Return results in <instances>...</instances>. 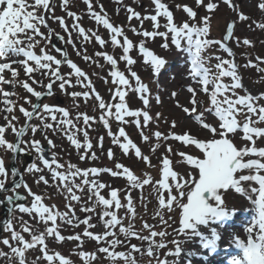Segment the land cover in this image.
I'll return each mask as SVG.
<instances>
[{
    "label": "snow or ice",
    "instance_id": "obj_1",
    "mask_svg": "<svg viewBox=\"0 0 264 264\" xmlns=\"http://www.w3.org/2000/svg\"><path fill=\"white\" fill-rule=\"evenodd\" d=\"M116 2L119 4L122 3V0H116ZM83 3L87 6L89 17L108 31L111 45L122 48V55L119 60L126 62L127 66H129L127 69L128 75L126 76L124 71L119 70L118 61L113 55L100 51L95 53V56L103 57L107 64L111 66L109 75L112 78L111 82L115 89L110 91L114 102H105L99 93L95 92L87 73L82 71L71 59H68L67 54L63 50L56 49L64 57L63 60L49 54L45 48H40L39 54L35 52L34 49L39 44L36 37L50 39L51 36V30L48 37H45L40 31L41 26L47 27V14L53 10L51 0H34L32 3H29V0H0V60L13 56L23 57L22 60H13L11 63H0V73H3L5 69H9L12 71L13 76V80L8 81L0 75V83H11L13 86L20 83L28 93L40 99L42 95L52 94V87L55 81L60 82L59 86L61 89H64L66 85L71 87L70 77L74 74L77 77L79 86L89 88L91 92H74L71 93L72 97L83 96L85 101H87L88 98L94 96L97 102L94 105V109L98 107L101 110L99 122L107 130V135L111 138L112 144L118 145L124 155H128L132 151L137 159L142 160L145 164H150L149 156L142 153L141 149L130 139L122 126L132 123L140 130V135L144 142H148L151 139L143 132V127H147L153 119L149 112L146 110H131L126 102L128 93L134 91L140 94L139 98L143 101L145 108L149 106V89L130 67L136 62L129 55L130 50L133 48V42L124 35L122 26H115L110 22L103 5H99L100 11L97 12L93 0H83ZM202 3L203 0H196L197 6ZM223 3L233 10L236 9L233 0H223ZM152 4L155 6V14L143 18L131 7L127 8L129 21L135 18L152 22V31H138L136 28H132L131 31L145 38L163 37L165 43L162 47L164 48H168L167 41L170 36L171 44L176 49L186 53L187 62L191 65L189 69L190 78L200 85L199 91L208 96L209 103L207 107H202L201 101L198 99L197 89L188 87L187 91L190 93V104L192 107L191 109L182 107V110L194 118L203 129L207 130L211 138L207 140L198 139L189 132H184L183 134L170 132L168 135H164L159 131L154 132L153 136L157 143L151 145L152 152L162 146L161 142L166 143L169 139H173L182 142L185 146L194 145L201 153L199 157L183 152L176 153L182 157V162L191 168V171L183 176L173 170V162L167 154H164L160 162L162 167L159 168L161 178L155 183H153V178L149 174L145 173L143 176L134 175L128 167L120 163L115 164V170L108 167L80 169L76 165L68 164L66 170L59 171L58 169H62L64 166L58 163L55 156L49 161L41 154L39 159L51 173L52 186L57 189L59 194L64 196L66 211L58 210L56 205H45L43 203L44 198L41 195L32 193L27 184H16V188L23 186L28 189L29 195L33 197L31 207L17 205L19 211L29 215L35 214L34 219L37 220V223H43L45 228L43 231H39L28 222L21 221V230L30 236L29 240L20 232L14 230L11 221H7L4 231L10 232V238H4L0 240V243L7 246L10 252L0 250V257L7 258L9 264L12 261H16V264H29L26 252L35 249L37 246H39V252L43 256L36 257L31 264H37L41 258L47 261L48 264H55L57 261L58 264H73L70 259H66L58 252L49 254L46 244V238L49 237H54L56 242L65 240L77 241L79 242L77 247H82L83 238L85 237L95 241L98 245L96 251L87 252L81 250L75 253L83 261V264H93L94 261L98 260L97 252L106 254V259L110 264H120V262L122 264H137L133 253L146 254L148 257L156 258V264H169L167 259L161 260L156 254V250L167 246L163 242V238L168 233L155 231L153 226L147 224V222L143 223L142 228L148 231V235H141L137 232L134 227L136 211L130 191L128 195L124 196L126 203L121 202L118 195L119 190L114 188L109 191V198H105L102 190L110 188V186L95 179L101 173H108L112 177H125L130 189L143 190L144 186L152 185V191L156 193L158 202L156 216L160 218L161 222H165L164 211L171 213L174 207L179 209V228L175 230L177 234L187 235L189 238L198 237L202 247L210 251L216 250L220 236L215 228L211 229L210 235H204L199 230L200 226H207L210 222L216 224L229 221L235 216L237 210L226 206L224 197L227 191L234 190L236 193L244 195L252 205L250 209H245V211L251 213L244 227L246 239L234 236L233 243L237 254L230 259L229 264H264V146H257V141L264 138V126H259L264 124V104L260 103L261 100H264V92L253 95L245 90L244 94H240L238 90L243 89V85L234 61L221 56H206L204 54L210 47L218 45L229 57L232 56V51L226 42L233 37L234 22L227 24L226 34L222 40H213L208 38L210 31L209 16L201 18L199 23L192 22L196 20L197 13L191 7L184 5L182 6L183 11L189 17V21L178 25L174 22L172 11L169 10L168 5L163 3L162 0H152ZM60 6L74 20L72 29L84 41H91L94 37L101 48L105 46L106 41L100 35L96 34V32H91V35H89L91 30H86L76 22L80 20V17L75 11L69 10L70 0H61ZM177 7L181 6L178 5ZM217 7V3L212 2V0H209L206 4V9L209 12L214 11ZM258 7L264 10V3H260ZM39 9L44 10L43 14L39 12ZM160 17L166 20L163 25L158 19ZM51 18L58 20L60 26L66 32L68 31L63 17L53 16ZM247 19V16L242 13L239 14L240 21ZM161 27L165 31H159ZM257 27L264 29V23H258ZM121 37H123L122 44ZM58 38L63 39V37ZM66 43H73L70 33ZM237 43H240V41L238 40ZM242 43L243 45H250L251 42L245 38ZM139 53L142 54L144 62L151 66L154 74L159 73L166 63L164 59L150 51L143 41L139 44ZM83 59L90 61L92 57L84 55ZM213 59L217 61L214 65L211 63ZM257 59L264 63L261 58L257 57ZM30 62L34 66H31ZM15 63L21 64L25 74L30 77L32 73L37 71L41 72V75L51 77L52 80L46 85L47 93L42 94L39 91H35L26 81H16L15 77L18 74L11 68V64ZM62 63H67L72 69V72L68 74L69 78H65L59 71ZM251 63L249 61V64L245 66H251ZM53 65L56 67L54 68ZM129 77L135 81V87H133ZM225 78L230 79L226 82ZM32 82L37 83L35 80ZM0 93L4 97L3 103L5 105L14 104L8 97L15 93L4 92L2 89H0ZM172 96L175 97L176 93H172ZM157 102H159L158 98ZM25 103L31 102L25 100ZM177 106L181 107L179 104ZM198 108L202 110L198 112ZM6 111L12 112L13 107H7ZM19 111L26 118L25 124L17 129L9 121V127H11L12 132L17 137V141L8 142L5 138L6 129L0 126V147L12 152L18 151V145L24 143L20 138L23 137L26 129H30L34 134L40 128L39 125L30 123L32 118L36 117L44 121L45 117L42 113H46L52 121L56 122V128H59L67 135V138L77 150L83 148L84 151L79 157L81 161L96 159L94 152H92L91 156L88 155L89 150L93 147L88 129L92 127L93 123L97 122L95 116H89L87 113H78L76 121L81 119L83 121V127H78L77 123H74L70 118L69 112L64 108H55L48 104L40 106L31 103L30 111L23 106L19 107ZM56 112L61 114L62 118L59 121H57V117L54 114ZM206 113L212 114L218 120L217 126L205 122ZM193 114H195L194 117ZM128 118L132 119L129 120ZM141 118L143 123H141ZM157 118H159V113H157ZM11 119L15 121L17 118L12 116ZM112 119L121 125L116 133H113L110 126V120ZM175 126V121H173L172 127L174 128ZM42 127L43 129L55 130L54 125L51 123L45 122ZM70 129L75 131L70 132ZM78 132L83 133V144L75 138V133ZM237 132L242 133L241 139L247 142L242 147H237L234 142ZM103 139V137L99 138L101 148L103 147ZM47 142L49 146L54 147L51 139H48ZM31 143L37 153H43L39 141L33 140ZM166 152L168 154L173 153L171 145L167 146ZM107 155L109 160L113 159L114 154L111 149L108 150ZM52 165H55V168ZM27 171L39 172L41 169L33 163L27 168ZM6 174L4 162L0 160V176H5ZM13 174L15 175V172ZM77 180H79V183H77ZM41 181L46 185L48 184V180L43 175L39 177L37 183ZM57 181L58 183H56ZM4 188L5 182L0 179V190ZM85 191L87 192L86 197L82 195ZM13 199L18 200L22 199V197H7L9 203ZM73 202L81 204L80 211L84 213H97V208L99 207L100 211L97 215L103 231L99 233L91 231L90 229L97 227L96 224L92 223V215H88L83 219L78 217L75 214ZM120 209H125L124 216H118V210ZM58 220L73 229L80 227L82 224L84 225L83 232L65 237L61 235L60 224L57 223ZM124 220L128 221L126 226L124 225ZM117 227L118 233L116 231ZM119 235H123L125 239L122 241L119 239ZM156 237H160L161 241L157 242ZM132 238L142 243L147 242L146 251L136 244H131ZM12 242H15V244ZM171 243L175 245L174 251H169L165 256L179 257L182 252L180 242L173 240ZM125 244L128 246L127 251L116 250L118 246Z\"/></svg>",
    "mask_w": 264,
    "mask_h": 264
},
{
    "label": "rangeland",
    "instance_id": "obj_2",
    "mask_svg": "<svg viewBox=\"0 0 264 264\" xmlns=\"http://www.w3.org/2000/svg\"><path fill=\"white\" fill-rule=\"evenodd\" d=\"M34 2V0H29V3ZM53 10L49 12L47 19V27L41 26L40 31L44 34L45 37L49 36V31L51 30V34L56 35L60 34L64 37L65 41L69 39V33L71 34V39L73 41L72 44H67L69 56L71 60L85 73H87L91 83L95 89L96 93L105 100V102H114L111 98V91H114L115 86L111 82V77L109 72L111 70V66L107 64V62L103 59V57L95 56V53L106 52L110 55H113L115 59L118 61V68L121 71H124L126 76L128 75V67L126 62L120 61L119 57L122 55L121 47H113L110 43V34L108 31L103 28L102 25L96 24L94 19L90 18L87 12V6L82 3L83 0H70L69 10L75 11L77 15L80 17L78 22L81 26H83L86 30H91V32H96V34L100 35L105 41L106 44L103 48L100 47L98 43H96L94 37L91 41H84L82 37H80L76 31L72 29V25L74 20L67 15V12L61 8V0H53L52 1ZM163 3L168 5L169 10L172 11L174 16V22L178 25L182 22L189 21V17L183 11L184 5L191 7L196 13L197 17L195 21L199 23L201 18L205 16L210 17V31H209V39L213 40H222L224 36V32H226V26L230 23L232 19L233 9L229 8L228 5L223 3V0H212V2L217 3L218 7L212 12H209L206 9V4L209 0H203V3L199 6L196 4V0H162ZM236 5L235 13H236V24H238L239 28L237 33L234 34L235 40L231 42L233 45L232 48L238 49L242 54V61L244 66H239L234 58H230L227 53L223 52L218 45H214L207 49L204 53L206 56H221L226 59L233 60L237 66L238 75L241 77V68L249 70V77H241L243 89L238 90L240 94H244V91L258 95L259 93L264 92V63L257 59V57L264 60V29L258 28V23H264V10H261L258 5L260 3H264V0H233ZM93 4L95 10L97 12L100 11L99 5H103L104 11L107 13V16L115 26H122L124 35L127 36L133 42V48L130 50L129 55L136 61L134 65L130 66L132 71H135L137 75L141 78V82L146 84L149 89V106L145 108L143 101L139 98L138 93L134 91H130L126 97L127 105L131 110H141L148 111L150 116L153 118L147 127H143V132L148 135L151 139L148 142H144L140 135V130L136 128V126L132 123H128L126 125H122L130 139L141 149L144 155L149 156L150 164H145L142 160L137 159L134 155V152L130 151L128 155H124L118 145H114L111 142V138L107 135V130L103 127V124L99 122L100 111L98 107L94 109V105H96V101L94 96L85 101L83 96L73 98L71 93L74 92H84L89 91V88H82L77 83V77L73 74L70 79L72 86H65L64 89H61L59 84L60 82L54 83L52 94L48 97H43L41 101V106L44 104H48L55 108H64L69 114L70 118L77 123L78 127H83L82 119L80 121H76V116L78 113H87L89 116L96 117V123L92 124V127L88 129L89 137L91 143L93 145L92 149L89 150L88 155L91 156L92 152L96 154V159L90 160L85 159L83 161L80 160V154L83 153V148L77 150L67 138V135L59 128H56V122L52 121L48 114L42 113L45 117L44 121H41L34 117L31 124L39 125L40 128L36 133H32L30 129H28L23 136L22 148L24 149L25 154L23 156H18V164L22 167L24 171V178L31 190L32 193L41 195L43 199V203L47 206L56 205L58 210L66 211L65 208V199L64 196L57 192V189L53 187V181L51 177V173L46 168L42 161L39 159L38 155L35 153V149L32 147V141H42L46 143L48 139H51L54 147L51 146V153L54 154L59 164L63 165L64 168L58 169L59 171H64L67 169L68 164L76 165L80 169H87L90 167L97 168H112L115 170V164L120 163L126 167H128L134 175L143 176V174L147 173L153 178V183L161 178L159 168L162 167L160 163L163 159L164 154H167L169 159L173 162L172 167L175 172L180 175H186L191 168L189 165L182 162V157L177 155L176 153L183 152L185 154L193 155L196 157L201 156V153L194 145H183L182 142L175 141L173 139H169L166 143H162V146L158 148L155 152H152L151 145L157 143L153 133L156 131L161 132L164 135H168L170 132L175 134H183L184 132H189L191 135L198 139L207 140L211 138L210 133L203 129L200 124H198L194 118L190 117L188 114L184 113L182 107H188L191 109L192 105L190 104V93L187 91L188 87H192L197 89L198 91V99L201 101L202 107L208 106V96L199 91L200 85L194 80L190 78L189 69L191 65L187 62L186 53L182 50L174 49V47L164 48L162 45L165 43V39L163 37H155L145 38L140 35L134 34L131 29L136 28L138 31H152V22L150 20H137L133 18L131 21L128 20L129 13L127 12V8L131 7L135 12L139 13L141 18L145 16L154 15V5L152 4V0H122V3H117L116 0H93ZM181 7H177V6ZM39 12L43 14L44 10L39 9ZM243 14L248 17L247 20L240 21L239 14ZM63 17L65 24L67 25L68 31L66 32L64 28H62L59 24L58 20L52 19L51 17ZM235 17V16H234ZM161 25L166 23V20L163 17L158 18ZM234 19V18H233ZM142 24V26H141ZM159 31H165L163 27L159 29ZM247 38L251 43L250 45H243V39ZM233 39V38H232ZM36 40L39 41V44L34 49L37 54L40 53V48H45L46 51L56 57L60 58V53L56 51L51 46V37L50 39H42L41 37H36ZM121 44L123 43V37L120 38ZM169 40V39H168ZM240 43H237V41ZM143 41L145 46L152 51L155 55H158L160 58L166 61L165 69L159 71V73L154 74L151 66L144 62V58L142 54L139 53V44ZM171 44V43H170ZM169 45V44H168ZM176 51V56L171 58V54L173 51ZM79 53V54H78ZM84 55H88L92 57V60L85 61L83 59ZM227 55V56H226ZM23 57H10L5 60H0V63H11L13 60H22ZM251 61V66H245L249 64ZM217 61L213 59L211 63L214 65ZM31 66H34L32 62H30ZM55 68L56 66L53 65ZM11 68L17 72V76L15 77L18 82H28L31 87L35 91H43L46 88L48 81L52 78L47 75H41V72L37 71L31 74V77L25 74L24 68L21 64L15 63L11 64ZM72 72V69L66 65L62 69V75L65 78H69L68 74ZM5 80L12 81V71L9 69H5L3 73H0ZM130 82L133 87H135V81L129 77ZM230 78H225L226 82L229 81ZM35 80L37 83H33ZM0 89L4 92L15 93L8 97L10 101H13V105H5L3 103L4 97L2 93H0V126L5 127L6 134L5 138L8 142H13L15 134L12 132L11 127H9V121L19 129L22 123L25 120L23 114L19 111V107L23 106L25 109H31V103L35 99L30 93H28L20 83H17L15 86L11 83H0ZM172 93H176V96L173 97ZM157 98L159 102H157ZM25 100L30 101L31 103H25ZM261 104H264V100L260 101ZM181 107H178L177 105ZM13 107L12 112H7V107ZM202 110L198 108V112ZM157 113H159V118H157ZM57 117V121H59L62 117L59 112L54 113ZM195 114H193L194 117ZM12 116H15L17 119L12 121ZM206 120L205 122L212 124L213 126L218 125V120L212 114H205ZM7 117V119H5ZM131 120L132 118H128ZM175 121V127H172V122ZM51 123L54 125L55 130L52 129H43V123ZM91 123V122H90ZM141 123H143L141 118ZM110 126L113 133L118 131V128L121 126L114 119L110 120ZM259 126H264L261 124ZM70 132H74V129H70ZM242 133L237 132L234 137V142L237 147L244 146L247 142L241 139ZM103 137V147L101 148L99 145V138ZM75 138L83 144L84 136L82 132L75 133ZM122 139V138H121ZM171 145L173 149L172 154H168L166 152L167 146ZM257 146H264V138L259 139L257 141ZM111 149L113 152V159L109 160L108 158V150ZM31 153L28 155L27 153ZM11 150H8L4 147H0V160H3L5 169L9 167V159L11 157ZM75 155V156H74ZM29 156L30 158H27ZM35 163L38 168L41 169L39 172H28L27 168ZM55 168V165H52ZM247 174V173H245ZM43 175L46 180H48V184L46 185L44 182H39V177ZM0 179L3 180V176H0ZM99 182H103L110 186V188H105L102 190V194L105 198L108 197L109 191L114 188L119 190L118 195L121 199L122 203H126L124 200V196L129 194L132 198V201L135 206L136 218L134 220V227L137 232L141 235H148V231L142 228L144 222L153 226V229L157 232L165 231L168 234L163 238V242L167 245L165 248L156 250L157 257L161 260L167 259L169 264L175 263V261L171 258V256H165L169 251H174L175 245L171 243L173 240H177L180 242V246L182 250H185L188 245L183 243L185 235H178L175 231L179 228V209L175 208L171 213L164 211V223L161 222L160 218L156 216V212L158 211V202L156 199V193L152 191V185L144 186L143 190L141 189H130L128 182L125 177H112L108 173H101L98 177H95ZM105 179V181H104ZM58 183V181L56 182ZM79 183V180H77ZM255 186V185H253ZM23 192L27 200L24 204L25 207H31L33 197L29 195L28 189L24 190L21 188L20 190ZM166 195V193H165ZM143 197V199H142ZM226 206L228 208H235L237 210L234 216V222L227 226L225 229L223 228L222 233L223 236L226 237L230 235L229 243L233 244L234 236H239L238 229L246 225L248 222L251 213L245 211V209H250L252 207L250 201L239 193H236L234 190H229L225 194ZM75 214L81 219L87 217L88 215H92V223L96 224L97 227L90 229L94 233H99L103 231L102 226L99 223L98 215L100 209L97 208V213H84L80 211L81 204H77L73 202ZM15 211L13 212L11 222L14 226V230L20 232L25 236L26 239L30 240V236L27 233H23L20 227L21 221L28 222L30 225L38 229L39 231H43L45 225L43 223H37V220L34 219V215H29L28 213L20 212L18 207H15ZM242 213H246V215H242ZM1 214V211H0ZM125 209L118 210V216H124ZM171 217V218H169ZM60 224V232L61 235L67 237L73 235L75 233H82L84 225H80V227L73 229L71 226L62 224L60 221H57ZM128 223L127 220H124V225L126 226ZM50 226V223H49ZM225 227V226H224ZM210 229L207 226H200V231L203 234V231ZM225 230L227 234H225ZM118 233V227L116 229ZM232 233V234H231ZM10 238V232L4 231L2 239ZM1 239V240H2ZM119 239L122 241L125 239L123 235H119ZM157 242L161 241L160 237L155 238ZM84 243L82 247H77L79 242L65 240L62 242H56L54 237L46 238V244L49 249V254H53L55 252L60 253L66 259H70L73 264H83V261L80 259L76 252L81 250L87 252L96 251L98 245L95 241L90 240L88 238H83ZM15 244V242H12ZM131 244H136L140 246L143 250L147 249V242H141L135 238H132L130 241ZM225 243H227L225 241ZM106 246V245H101ZM0 250L4 252H10V249L1 243ZM117 251H127L128 246L121 245L118 246ZM135 259L137 260V264H156V258L148 257L146 254L141 255L139 253H133ZM42 257L43 254L39 252V246L35 249L28 250L26 252V258L29 264L36 257ZM98 260L94 261L93 264H110V262L106 259V254H101L97 252ZM0 264H9V260L5 257H0ZM11 264H16V261H12ZM37 264H48L44 259H40ZM58 264V261L55 262ZM122 264V262H120Z\"/></svg>",
    "mask_w": 264,
    "mask_h": 264
},
{
    "label": "bare ground",
    "instance_id": "obj_3",
    "mask_svg": "<svg viewBox=\"0 0 264 264\" xmlns=\"http://www.w3.org/2000/svg\"><path fill=\"white\" fill-rule=\"evenodd\" d=\"M242 215H246V213H242ZM245 226V225H244ZM217 231H221L220 226H213ZM205 231L204 235H210L211 229ZM238 233L241 235V238L246 239V233L244 232V227L239 229ZM219 235V234H218ZM220 236V235H219ZM229 239V236L224 239L225 241ZM222 237L217 241V245L222 241ZM183 243L188 245L185 250H182L179 257L171 256V258L175 261L173 264H206L207 259L210 257V253L207 252L206 249L202 247L200 240L198 237H191L185 235ZM221 264V263H219Z\"/></svg>",
    "mask_w": 264,
    "mask_h": 264
},
{
    "label": "water",
    "instance_id": "obj_4",
    "mask_svg": "<svg viewBox=\"0 0 264 264\" xmlns=\"http://www.w3.org/2000/svg\"><path fill=\"white\" fill-rule=\"evenodd\" d=\"M58 37H60V36H57V37H54V39H53V46L55 47V48H57V41H58ZM61 50H63V52H66V49H65V47H62V49ZM67 54V53H66ZM62 60L64 59V57H62L61 58ZM62 64H64V63H62ZM62 64L60 65V67L62 66ZM59 71H60V68H59ZM44 93H47V92H44ZM44 93H42V94H44ZM43 96H47L46 94L45 95H42L41 96V98L43 97ZM40 98V99H41ZM40 99H37L36 98V100H35V104H37V105H39V102H40ZM16 139H15V142L17 141V137H15ZM21 139V138H20ZM20 146V144L18 145V147ZM44 150H43V153H40V154H42V155H44V157L46 158V159H48L49 161H51L52 160V155H49L48 154V150H49V146H48V144L45 146H41ZM18 150H19V148H18ZM17 152L18 151H16V152H13V154H12V157H11V169H13V171L15 172V173H18V171H17V166H16V154H17ZM19 182H17L16 184H18ZM16 184L15 185H13V186H16ZM20 184V183H19ZM13 186H10V187H7V189H10V188H12ZM6 188H4L2 191H4ZM6 189V190H7ZM1 191V192H2ZM1 192H0V194H1ZM24 199V197H22V199L21 200H23ZM5 202H6V200H0V203H1V205H2V207L4 208V206H5ZM10 209V208H9ZM8 209V210H9ZM9 213H10V210H9ZM8 219H9V217L8 218H5V219H3V220H1L0 221V234H1V230L3 229V226L6 224V222L8 221Z\"/></svg>",
    "mask_w": 264,
    "mask_h": 264
},
{
    "label": "trees",
    "instance_id": "obj_5",
    "mask_svg": "<svg viewBox=\"0 0 264 264\" xmlns=\"http://www.w3.org/2000/svg\"><path fill=\"white\" fill-rule=\"evenodd\" d=\"M234 16H235V19H236V13L234 14ZM238 28H239V26H238V24H236V28H235V32H234L235 34L237 33ZM248 73H249V70H244L243 75L246 76V77H249L250 75Z\"/></svg>",
    "mask_w": 264,
    "mask_h": 264
}]
</instances>
